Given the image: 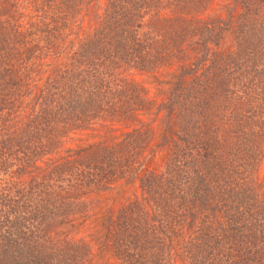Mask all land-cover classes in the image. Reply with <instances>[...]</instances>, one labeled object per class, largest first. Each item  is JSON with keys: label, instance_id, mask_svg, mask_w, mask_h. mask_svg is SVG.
I'll return each instance as SVG.
<instances>
[{"label": "trees", "instance_id": "1", "mask_svg": "<svg viewBox=\"0 0 264 264\" xmlns=\"http://www.w3.org/2000/svg\"><path fill=\"white\" fill-rule=\"evenodd\" d=\"M87 3L0 0V264L90 263L67 226L122 180L140 194L107 216L102 248L120 264H264V0H107L79 37ZM163 70L158 102L135 74ZM155 106L161 168L139 117Z\"/></svg>", "mask_w": 264, "mask_h": 264}, {"label": "rangeland", "instance_id": "2", "mask_svg": "<svg viewBox=\"0 0 264 264\" xmlns=\"http://www.w3.org/2000/svg\"><path fill=\"white\" fill-rule=\"evenodd\" d=\"M106 1L88 0L85 10L80 16L81 28L80 32H78L79 37H84L93 31L104 12ZM224 3H221V1L218 3L217 9L222 10L223 12L221 13H224ZM156 76L150 73L135 74V77L147 87L148 93L160 102L164 99L166 90L169 88L171 72L163 70ZM163 115L164 112L155 106L150 110L142 111L139 116L142 122L150 123L155 130L153 149L151 148L148 156V166L150 167L161 168L169 151L166 146L160 145L165 123ZM140 124L139 121L134 122L133 125L129 123H113L111 125L108 123H98L89 129L76 130L68 138L67 144L79 146L94 141L110 140L112 136L121 135L126 130ZM260 176L264 179V160L261 166ZM139 194V180H134L133 182L122 180L109 190L98 193V202L87 212L76 217L72 225L67 226L66 232L70 235H76L78 237L85 236L95 245V253L88 264H120L109 250L102 249L104 246L105 220L108 215L116 212L117 207L120 205L119 203L123 199H132Z\"/></svg>", "mask_w": 264, "mask_h": 264}]
</instances>
